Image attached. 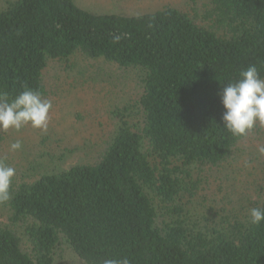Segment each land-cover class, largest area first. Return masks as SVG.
I'll list each match as a JSON object with an SVG mask.
<instances>
[{
	"label": "trees",
	"instance_id": "trees-1",
	"mask_svg": "<svg viewBox=\"0 0 264 264\" xmlns=\"http://www.w3.org/2000/svg\"><path fill=\"white\" fill-rule=\"evenodd\" d=\"M204 18L170 6L94 14L73 0L0 8V95L9 101L25 88L44 99L49 64L76 54L143 75L138 98L113 111V135L91 161L31 162L13 178L0 204L8 213L0 264H55L62 241L83 264H264V222L193 202L198 171L228 161L249 135L223 126L221 93L251 64L264 78V0H211ZM9 135L0 131V143Z\"/></svg>",
	"mask_w": 264,
	"mask_h": 264
},
{
	"label": "rangeland",
	"instance_id": "rangeland-1",
	"mask_svg": "<svg viewBox=\"0 0 264 264\" xmlns=\"http://www.w3.org/2000/svg\"><path fill=\"white\" fill-rule=\"evenodd\" d=\"M12 1L15 0H0V8ZM73 1L94 14L127 16L170 6L188 13L203 25L205 11L211 8V0ZM45 79L48 93L44 99L53 106L47 131L28 125L19 132L9 130L10 137L0 143V160L15 168L16 177L30 170L31 164L55 169L91 161L105 149L113 135L116 126L113 111L132 105L143 85L140 69H124L80 54L68 63L51 62ZM135 111L138 116V110ZM17 140L21 141L22 149L13 152L10 144ZM260 146H264V125L257 124L228 161L198 171L201 189L193 201L195 205L197 202L209 205L218 214L226 210L223 215L230 217L249 216V209L264 201V155L258 152ZM158 209L161 225L165 220L163 207L158 204ZM7 216L6 209H0V225L7 223ZM55 259V264H83L65 241L57 248Z\"/></svg>",
	"mask_w": 264,
	"mask_h": 264
},
{
	"label": "clouds",
	"instance_id": "clouds-1",
	"mask_svg": "<svg viewBox=\"0 0 264 264\" xmlns=\"http://www.w3.org/2000/svg\"><path fill=\"white\" fill-rule=\"evenodd\" d=\"M119 41L120 37H114ZM235 82L223 86L221 101L225 109L222 120L223 126L233 137L243 138L254 129L257 124L264 125V78L255 64L249 65L239 74ZM52 102L43 99L39 91L25 88L13 99L8 100L6 94L0 95V131L19 132L25 126L46 132L49 124V114ZM22 149L21 141L10 144L13 152ZM260 155H264V146L258 148ZM15 168L0 160V204L11 199V185L15 176ZM250 223L260 225L264 222V208L249 209ZM103 264H131L124 257L122 259H106Z\"/></svg>",
	"mask_w": 264,
	"mask_h": 264
}]
</instances>
